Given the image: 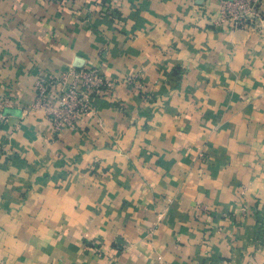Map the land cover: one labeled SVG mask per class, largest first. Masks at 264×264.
<instances>
[{
	"label": "crops",
	"instance_id": "1",
	"mask_svg": "<svg viewBox=\"0 0 264 264\" xmlns=\"http://www.w3.org/2000/svg\"><path fill=\"white\" fill-rule=\"evenodd\" d=\"M254 26L218 0H0V264H264ZM69 68L119 84L56 133L34 83Z\"/></svg>",
	"mask_w": 264,
	"mask_h": 264
},
{
	"label": "built area",
	"instance_id": "2",
	"mask_svg": "<svg viewBox=\"0 0 264 264\" xmlns=\"http://www.w3.org/2000/svg\"><path fill=\"white\" fill-rule=\"evenodd\" d=\"M223 23L232 28H253L264 21V0H218ZM136 78L123 82L133 84ZM119 83L105 77L98 68H69L60 73L39 75L34 83L35 100L32 111L41 112L52 123L56 133L64 129H76L85 119L97 112L93 97L111 91ZM5 102H0V123L6 124ZM97 254L100 247L94 246Z\"/></svg>",
	"mask_w": 264,
	"mask_h": 264
}]
</instances>
